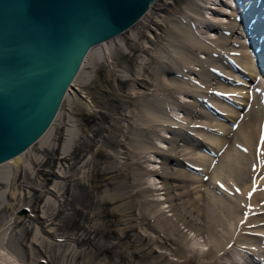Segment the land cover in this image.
<instances>
[{"label":"bare ground","instance_id":"bare-ground-1","mask_svg":"<svg viewBox=\"0 0 264 264\" xmlns=\"http://www.w3.org/2000/svg\"><path fill=\"white\" fill-rule=\"evenodd\" d=\"M225 1L233 10L238 7V11L244 15V21L238 18L239 12L235 9L231 13L232 19L225 21L224 33L213 40L198 37L191 27L186 26V22L189 21L198 24L195 21L197 16L184 6L177 7L176 0H160V5L156 8L153 0L130 25L88 48L48 127L26 148L0 161V202L3 203L5 198L12 200L11 203L8 200V203L0 206V209L12 207L14 200L16 202L27 200L31 203L29 221L37 220L39 223L38 226H34L33 222L31 225L25 222L26 219L21 221L16 216L3 219L0 223L2 255V248L7 242V229L16 227L21 222L25 228L33 231L29 241L23 243V250L34 246L41 253L35 256L33 254V261L53 263V256L46 255L40 243L41 241L58 242L56 244L60 242L67 248L71 232H67V229L63 231L65 228L62 225H65V222L64 224L59 222L58 218L60 214H64L62 211L66 207L65 204L71 201L69 193L74 192L76 186L70 191L69 185L75 182L81 188L93 186L100 191H106L107 195L101 196L98 203H115L112 207L108 206V209L70 205L72 210L70 212L68 210L66 217L76 220L82 228L81 232L73 235L75 241L84 242L92 239V234L96 235L98 231L104 229V225L110 223V233L114 239L110 237L112 241H109L107 247L118 249L119 242L126 239L129 241L139 239L145 243L146 248L142 252L133 253L131 257L118 249L115 259L117 261L133 262L138 260L137 258H148L159 254L164 260L159 264H223L224 262L231 264L233 261L238 264H264V135L261 134L264 105L262 106L258 93L261 86H264V75L261 76L260 73L261 68L264 70V0ZM222 2L221 6L215 9L217 16L224 15ZM193 6L200 5L193 0L190 7ZM179 12L182 15L176 14ZM241 13L239 14L242 15ZM174 14L178 15V18L174 17ZM223 23L224 21L218 22L216 19L205 22L207 28L214 26L221 28ZM245 25L250 27V34L247 33ZM234 43L240 47H236ZM252 44L254 48L258 47L256 53L252 49ZM195 51H205L207 57L197 58L191 53ZM121 56L129 57L131 61H127L126 65L123 64V68L120 66ZM219 59L224 60L227 65L218 62ZM103 61L111 64V66L108 64L107 69L121 84L116 91V99L126 101L127 106L121 105L116 113L105 112L112 117L109 127L104 124L109 128L110 133L101 137L102 140L97 134L92 137L95 140L91 141L89 147L93 153L88 156L78 151L82 140L79 141L72 133L75 130L68 134L66 143H63L66 145L61 147L60 140L66 135L64 126L67 112L63 108L66 96L71 94L72 88L76 87L77 83L79 86L88 84L83 79L84 70H87L91 76L96 65L98 64L99 67ZM125 61L123 60V63ZM193 64L201 67L198 74L201 80L199 82L194 83L179 76L171 78L165 76L167 68L179 71L183 76L182 72L193 69ZM225 66L236 67L247 78L239 75L237 77L233 70H228ZM217 71L227 80L232 79L242 86L238 89L230 87L228 83L217 79V75H214ZM85 76L87 77L88 74ZM137 83L143 84V87H139ZM182 92L192 95L197 100L206 98L208 105L212 107L214 105L217 113L225 116L228 122L216 121V116L201 108L200 106L204 107V105L198 101L184 106L188 114L182 121L171 119L166 110L173 102L171 95ZM206 95L210 99H207ZM250 98H253V103L249 107ZM226 100H229V104ZM230 100H234L238 106H232ZM77 102L79 103L73 97L68 99L66 104L71 113H76ZM103 110L101 109V113ZM107 128L104 127L106 130ZM164 128L179 135L180 140L194 141L188 146L174 137L170 140L168 149L160 151L164 157L162 169L156 172L162 175L166 196L163 201H166L172 210V216L165 215L157 208V202L148 197L147 190L136 188L146 172L135 167L131 168L138 157L153 150V146L148 145L147 142L151 141L157 130ZM212 130L215 133L211 132ZM104 144L110 145L112 151H107ZM256 149L258 156L254 155ZM99 154L108 159L107 167L104 169L105 176H102V179L96 178L92 171L95 166L94 157ZM189 167L198 170V173L208 172V176L203 179L201 176L198 177L197 173L192 175ZM119 177H122V180L118 181ZM126 187H132L131 201L117 205ZM34 196L40 200L39 204H34ZM84 196L85 194L83 198ZM26 209L27 207L22 211ZM76 213L80 217L74 216ZM101 216L108 217L110 222L102 220ZM71 219L70 221L67 219L68 222H71ZM143 223L147 224L149 230L145 229ZM182 228L195 232L203 239L198 237L188 239ZM189 242L196 244L200 249L191 250ZM165 248L177 255L176 258L166 261L168 254ZM242 251H247L249 254L244 257ZM84 253L90 254L87 251Z\"/></svg>","mask_w":264,"mask_h":264},{"label":"rangeland","instance_id":"rangeland-1","mask_svg":"<svg viewBox=\"0 0 264 264\" xmlns=\"http://www.w3.org/2000/svg\"><path fill=\"white\" fill-rule=\"evenodd\" d=\"M159 1L160 0H155V2H154L155 8H156V6L158 7L160 5ZM191 1H193V0H176V3H175V5L177 7L184 6V7L187 8V10L191 11L192 13H194L197 16L195 21H197L198 24L194 23L192 21L191 22L189 21V22H186V26L187 27H191L195 31V33H196V35L198 37H200V38L207 37L210 40H213V39L217 38L218 35H221L222 33H224V29H225L224 26L226 25L225 21L230 19V18L232 19L231 13H233L232 10H231V7L228 5V3L225 0H222L223 2L221 0H216V1L213 0V2H212V0H194V1H197V3L200 6L199 7H196V6L194 7L193 6L192 8L190 7ZM221 2H222V6H224V7H221L224 10V15L217 16L216 13H215V9H218L219 6H221ZM212 6H214V7H212ZM233 11H235V10H233ZM176 14L182 15L181 12L176 13ZM176 14H174L173 16L178 18V15H176ZM233 18H234V16H233ZM215 19H216V21L218 20V22L219 21L220 22L224 21V23L222 24V27L220 28V27H215L214 26L212 28H207L205 22L208 23L210 20H215ZM199 20H202V21H199ZM237 35H238V33H237ZM234 45L236 47L237 46L240 47V45H238L236 43H234ZM191 53L195 57L200 58V59H205L207 57V52H205V51H195V52H191ZM121 57H119V60L122 59V62H121L122 64L120 66H121V68H123L124 67L123 64L128 63L130 61V59H128L129 57L128 58L127 57L124 58V56H121ZM123 60H126V61L123 63ZM132 60L134 62V59H132ZM231 61H234V60H231ZM218 62H221V63L223 62L225 65H227V63L224 60H220L219 59ZM102 64L104 66L106 64V66L104 67ZM108 64L109 63H106V61L101 62V65L99 67H98V64H97L96 65V69L97 70L94 69L91 72L93 74V75H91L92 77L89 75V72L87 70H84L85 72H83V79H85V83L86 84L88 83V84L86 86H79V84L77 83L76 84L77 86L72 88V92H70L71 94H68L69 96L68 95L66 96V100L64 102L65 106L63 105L64 106L63 109L67 112L66 115H65L66 124L64 126V128H65L64 132H65L66 135L64 136V138H62L60 140L61 147H64V145H66V144H63V143H66V141L68 139L67 138L68 134L75 130L72 133L77 137V139L79 141L82 140L81 144L79 143L78 151L81 154L85 153L86 155L91 156L93 152H92L91 147H89L90 146L89 144L91 143V141L95 140V139L93 140L92 137H94L97 134V137L102 140V138H103V136L105 134H108V132L110 133L109 128H107V127H109L108 125H109V122H111L112 117L110 115L105 114V112L106 111L107 112L110 111L111 113H113L115 111L114 113H116V111H117V109L119 107H122V106L126 107L127 106V102L126 101L116 99V91L120 88L121 84L117 81L116 76L111 71H109V69H107L109 67V65L111 66V64H109V65ZM153 64L154 63H152V65ZM100 67H102V68H100ZM231 67L229 66V67H226V68L228 70H233L235 75H237V77H238V75L246 77L236 67H233V66H231ZM200 69H201L200 65L193 64V69H191L190 71H183L182 74L184 73V75L182 76L179 71L178 72L177 71H172V70H169V68H167L165 70V76H166V78L179 76V77H182L184 80H188V81H191V82L195 83V82L201 81L200 78L198 77ZM108 71L110 73H108ZM87 74H88V76L86 77L85 75H87ZM214 75H217V79H219L220 81H223L224 83H228L230 85V87H232L234 89H238V88H240L242 86V85H240L239 83L235 82L232 79L231 80H227L226 77H224L222 73H220V72L218 73V71H217V73H214ZM137 85H139V87H143V84H141V83H137ZM250 87H251V89L253 88L252 85ZM210 95L213 96L212 94H210ZM218 95H220V94H218ZM234 95L235 94H232V96H234ZM114 96H115V98H114ZM206 96H208V95H206ZM72 97L75 98L77 101H79V103L77 102L78 105H76V107H77L76 108L77 109L76 113L77 114L76 113H71V111L67 108L68 104H66V103H67L68 99H70ZM259 98L261 99V91L259 92ZM171 99L173 100V102H172L171 106H169L166 110L168 112L169 117L171 119L175 120V121H182V119H185V117L187 116L188 113L186 112V109H185L184 106L185 105H190L194 101H198L199 103H202L204 105V107L200 106L201 108H205L206 110L212 112L213 113L212 115L216 116V119H215L216 121H218V122H221V121L225 122L226 121L225 116L217 113L216 108L214 109V105H213V107H212V105L209 106L210 104L208 105V100L206 102V98H205V100H197L192 95H190V94H188L186 92H182V93H175V95H171ZM207 99H210V97L208 96ZM216 100L218 101L219 99H216ZM221 100L222 99H220V101ZM228 101L226 100V102H228ZM261 102H262V100H261ZM230 103H232L231 104L232 106L233 105L234 106H238V104L234 100H232V101L230 100ZM252 103H253V98H250L249 107L251 106ZM84 104L86 106H88V107H86ZM228 104H229V102H228ZM247 107L248 106H246V108ZM101 109L102 110L104 109L103 113H101L102 112ZM241 110H243V109H241ZM93 112H95V113L93 114ZM90 118H91V120H90ZM93 119H95L98 122H96ZM257 120H259V118ZM69 121H70V123H69ZM74 121H75V123H74ZM77 121L80 122V123L78 124ZM226 122H228V121H226ZM229 123L235 125L237 123V121H236V123L235 122H233V123L229 122ZM101 124H103V125H101ZM104 124L107 125V127L104 126ZM104 127L107 128V130L104 129ZM102 129H104L105 131L102 130ZM77 131H79V133ZM96 131H97V133H96ZM211 132H214V130H212ZM218 133L219 132L217 131L216 134H218ZM174 137L177 138V140L178 139L180 140V138H181L179 135L174 134V132H172L169 129H165L164 128V129L157 130L156 133L153 136L154 139L152 138L151 141L147 142L148 145L153 146L152 147L153 150L143 154L140 157H138L135 160L136 163H133L135 165L133 167H131L132 169L135 167L137 169H141L144 172H146V175H144L141 178V180L138 183L139 185L136 186V188L137 189H142V190L143 189L147 190L148 197L150 199L154 200L155 202H157V208L160 211L164 212V214L167 215V216H172L173 212H172V210H170V207L168 206L167 202L163 201L166 198V196H165L164 184L162 182V177H161L162 175L160 173L156 172V171H160L162 169V161H163L164 157H163V154L160 151L167 150L168 147L170 146V140L172 138H174ZM87 140H89V141H87ZM180 141H181V143L187 144L188 146L192 145V143L194 142V141H191L190 139L189 140H183L182 139ZM83 142H84V144H83ZM109 146L110 145H108V144H106V145L104 144V147L106 148V150L110 152V151H112V148L109 147ZM201 147H203V146H201ZM203 150H205V149L203 148ZM257 150L258 149H256L255 152H254L255 156H258ZM99 156L97 155V156L94 157L95 158V166H94V168L92 167L93 168L92 171H93V173H94L96 178L102 179L105 176L104 169L107 167L108 159L106 157L100 155V154H99ZM130 166H132V165L130 164ZM95 167H97V168H95ZM188 169L192 172V175H196V173H197L198 177L201 176V177H203V179H204V177L208 176V172L205 173L204 171L203 172L200 171L201 173H198V170H196L194 168L189 167ZM256 172L257 171H255V173ZM149 174H151V175H149ZM120 180H122V177L118 178V181H120ZM71 183L69 185V190L73 189L74 186H76L73 189L75 193L74 192H70L69 193V197L72 198V199L70 198V200L73 201V202H71V201L70 202L73 203V204H71L70 202L69 203L67 202L68 204L67 203L65 204V206L67 208L64 206L65 208L62 211V213H64V214H60L59 218H58L59 222H61L63 224L65 222V225H67V226L62 225L63 228H65V229H63V231L67 229L66 230L67 232L70 231L72 233L71 234L69 232L70 235H71V238L68 239V241L70 240L69 242L67 241L68 242L67 243V248H66L65 245H64L65 246L64 247L63 244L60 243V242H59V244H56L58 242L41 241L40 244H42L41 247H42L44 253L46 252L47 254L46 253L45 254L48 255V256L52 255L53 258H54V261H53V263L52 262H50V263H47V262L45 263L44 262L43 263L42 261L40 263V262H35L36 260L33 261V254L35 256V255H39L41 252L34 246L30 247L29 249H25V251L23 250L24 249L23 243L29 241L30 237L33 236V233H32L33 231H31L29 228L28 229L25 228V226L20 222L19 224L16 225V227L8 228L7 231L8 230L9 231L8 232L6 231V236H7V240L6 241L7 242L4 244V246L2 248L3 255L0 252V264H60V263L61 264H84V262L86 264H95V263H97V264H108V263L109 264H115V263L116 264H159V263L164 262L162 256L159 255V254H157V256L155 255V256L148 257L149 260L146 257L145 258H137L138 260H134L133 262H129V261H126V260H123V261L122 260H120V261L115 260L116 257H117L116 251L118 249H120V251H122L123 253H125L129 257H131L133 253L142 252V250H144L146 248V246H145V243L143 241L139 240V239H135V240H133V239L131 240L130 239V241H129V239H126V240H121L119 242L120 246L118 247V249H112V248L107 247V246H109V243L114 239L112 233H110V227H111L109 225L110 223H108L107 226L104 225V229H102L101 231H98L96 233V235L92 234L93 235L92 239H89V240L87 239L84 242L75 241L73 235L76 232H81L82 228L80 227V225H78L79 223L76 220L66 217V213H68V210H69V212L72 210V206L70 207V205H78V206H82V207L86 206L88 208H93L94 207L93 209H96V208L97 209L98 208L99 209H102V208L103 209H106V208L108 209L109 207H112L115 203H103V204L102 203L101 204L98 203V200L100 199L101 196H106L107 195L106 191H100L98 188L93 187V186H90L89 188L82 187V188H84V189H82L81 186H78L75 182H71ZM74 184H76V185H74ZM131 189H132V187L131 188H129V187L124 188L125 192L122 194V196H120L121 198L119 197V201L117 202V205H122L124 203H129L131 201V198H130ZM124 190H122V191H124ZM87 191L89 192L88 193L89 195L85 193ZM102 193H103V195H102ZM71 194L72 195L74 194L73 195L74 197ZM84 194H85V196L83 198ZM78 196H81V197L79 198ZM88 198L89 199L91 198V199L89 200ZM94 198H96V199H94ZM33 199H35L34 200V204L35 203L36 204L40 203V200L38 199L37 196H34ZM76 199L79 200V201L76 202L77 201ZM135 199H137V198H135ZM8 200H9V203H11L12 200L5 198L3 203L0 202V206H3L6 203H8ZM20 202H16V200H14V203H13L12 207H9V206L8 207H4V208H6L5 210H2L4 208L0 209V223H1V221L3 219H9L12 216H16V218L18 220L25 221V219H26V221H25L26 223L28 222V223H30L32 225V222H33L34 226H38L39 223H38L37 220H35L36 221L35 222L34 220L33 221H29V219H28V215L31 213V208H30L31 203L29 201H27V200H22ZM26 207H27V209L25 211H22V209H24ZM4 216H6L7 218L4 217ZM19 216H21V218ZM74 216L80 217L79 214H77V213ZM101 217H102V220H104V221L107 220L108 222H110L108 217H106V216H101ZM101 217L99 218V220L101 219ZM67 219L69 221L71 219L72 221L68 222ZM63 220H66V221H63ZM107 221H106V223H107ZM73 222H75V223H73ZM71 223H72L73 226L71 225ZM143 226L145 227V229L149 230L147 224L143 223ZM182 229L185 232L186 237L188 239L194 238V237H198L199 239H203L202 236L196 235V233L193 232V231H188L185 228H182ZM25 230H27V231H25ZM72 230H73V232H72ZM100 233L102 235H100ZM97 234L100 236L101 239L99 238V236ZM27 237H28V239H27ZM105 237H106V239H104ZM110 237H112L111 238L112 240L110 239ZM98 240H100V241L98 242ZM92 242H93V244H92ZM51 243H53V244H51ZM81 243H82V245H81ZM75 245H77V246L74 247ZM121 246H122V248H121ZM77 247H79V248H77ZM104 247H105V249H104ZM34 248H36V249H34ZM189 248L191 250L200 249V248H198V246L196 244H192V242H189ZM66 249H68V250H66ZM70 249H73V251L72 250L70 251ZM92 249H93L94 252L92 251ZM74 251H75V253H73ZM85 251H87L88 254L89 253L90 254L89 255H87V253L85 254L84 253ZM31 252H32V254H30ZM165 252L170 256L169 257L167 255L168 258L166 259V261L171 260V259H175L176 256H177V255L175 256L174 254L170 253L171 251L168 248H165ZM242 253L245 255L244 257H246L249 254L247 251L246 252L242 251ZM158 255H159V257H158ZM30 256H32V257H30ZM52 256H50V257H52ZM60 256H61V258H60ZM87 257H90V258L88 259ZM102 257H103V260H102ZM104 257H106V260H104ZM23 258H25V259H23ZM107 258H109L110 260L107 259ZM159 258L161 260H159ZM60 259H61V261H60ZM84 259H85V261H84ZM140 259H142V260H140ZM82 260H83V263H82ZM144 260H146V261H144ZM153 260L156 261V262L154 263ZM137 261H138V263H137ZM243 262H244V260L242 259V263ZM223 264H226V262H224ZM231 264H238V263L233 261Z\"/></svg>","mask_w":264,"mask_h":264},{"label":"water","instance_id":"water-1","mask_svg":"<svg viewBox=\"0 0 264 264\" xmlns=\"http://www.w3.org/2000/svg\"><path fill=\"white\" fill-rule=\"evenodd\" d=\"M152 1L0 0V161L48 127L88 48Z\"/></svg>","mask_w":264,"mask_h":264},{"label":"snow or ice","instance_id":"snow-or-ice-1","mask_svg":"<svg viewBox=\"0 0 264 264\" xmlns=\"http://www.w3.org/2000/svg\"><path fill=\"white\" fill-rule=\"evenodd\" d=\"M221 95H224L223 93H221ZM237 191H239V189H237ZM162 198V197H161Z\"/></svg>","mask_w":264,"mask_h":264}]
</instances>
